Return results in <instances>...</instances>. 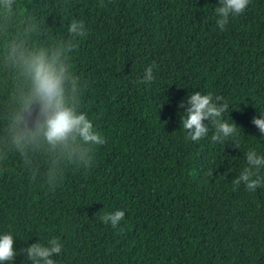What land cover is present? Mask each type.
Masks as SVG:
<instances>
[{
	"label": "trees",
	"instance_id": "16d2710c",
	"mask_svg": "<svg viewBox=\"0 0 264 264\" xmlns=\"http://www.w3.org/2000/svg\"><path fill=\"white\" fill-rule=\"evenodd\" d=\"M0 264H264V0H0Z\"/></svg>",
	"mask_w": 264,
	"mask_h": 264
}]
</instances>
